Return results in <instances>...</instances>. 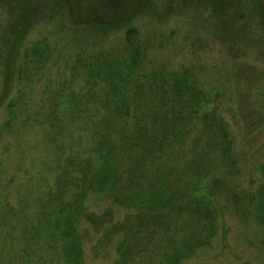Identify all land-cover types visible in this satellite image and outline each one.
Masks as SVG:
<instances>
[{
    "label": "rangeland",
    "instance_id": "374dc122",
    "mask_svg": "<svg viewBox=\"0 0 264 264\" xmlns=\"http://www.w3.org/2000/svg\"><path fill=\"white\" fill-rule=\"evenodd\" d=\"M26 2L29 14L37 5L30 23L20 20ZM18 27L25 33L0 98V124L13 125V136L0 140V207L36 206L43 190L61 192L56 160L82 157L87 140L78 126L93 118L62 109L72 95L87 99L90 65L94 91L81 103L89 111L114 106L119 85L109 69L132 66L143 79L153 72H187L203 91L199 115L213 110L224 120L234 164L210 146L206 166L181 176L200 137L199 119L178 154L179 168L150 200L87 196L84 264H264V211L257 210L264 204V0H0V95L2 56ZM129 28L133 43L126 39ZM40 42L45 52L34 58L31 48ZM9 98L17 100L12 119ZM209 135H202L197 151L207 148ZM108 209L105 224L86 217L89 211L102 217Z\"/></svg>",
    "mask_w": 264,
    "mask_h": 264
},
{
    "label": "trees",
    "instance_id": "16d2710c",
    "mask_svg": "<svg viewBox=\"0 0 264 264\" xmlns=\"http://www.w3.org/2000/svg\"><path fill=\"white\" fill-rule=\"evenodd\" d=\"M33 6L29 14L31 7L26 2L20 15L24 23H30V16L36 13L37 5ZM24 33L25 27L17 28L12 48L2 56L4 77L0 98L10 85ZM134 33L133 28L127 30L129 43H133ZM31 49L34 58H40L45 52L41 42ZM133 69L132 66L109 69L110 77L119 85L113 96L114 106L111 108L107 104L103 111H89L81 107L83 101H90L94 91L92 83H95L96 73L91 65L88 67L87 99L72 95L62 109L63 113L76 117L86 112L96 117L90 124L87 122L93 118L85 119L86 125L82 128L78 126V129L85 130L87 145L81 149L84 155L81 154V158L79 154L74 155L68 163L56 160L61 171L54 173L55 187L61 192L43 190L38 198V202L42 201L35 203L36 206L23 203L16 209L8 205L0 207V264H84L81 214L85 213L87 196L109 193L115 202L130 201L129 197L142 195L138 203L150 200L149 195L164 187L167 174L179 168L178 154L184 151L183 142L191 130L199 126V119L204 121L200 137L187 154L181 176L188 177L206 166L210 146L219 152L223 161L230 166L234 164L230 133L224 120L213 110L199 115L203 91L196 80L190 79L187 72L173 75L162 71L143 79ZM16 102L10 99L6 103L11 119ZM12 128V123L0 124V140L13 136ZM207 133L210 134L209 145L197 151L202 135ZM79 139L74 143L78 151ZM260 174L264 182V165ZM63 175H67L70 181H65ZM80 183L82 189L78 188ZM257 210L263 212L264 204L258 203ZM111 214L108 209L102 218L89 211L86 217L91 221L101 219L105 224Z\"/></svg>",
    "mask_w": 264,
    "mask_h": 264
}]
</instances>
